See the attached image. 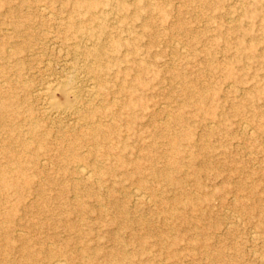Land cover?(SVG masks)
Returning <instances> with one entry per match:
<instances>
[{
	"label": "rangeland",
	"instance_id": "rangeland-1",
	"mask_svg": "<svg viewBox=\"0 0 264 264\" xmlns=\"http://www.w3.org/2000/svg\"><path fill=\"white\" fill-rule=\"evenodd\" d=\"M87 1L0 0V71L13 78L24 65L34 86L46 73L66 74L73 53L48 36L64 28L73 2ZM93 1L94 15L108 22L92 41L105 45V32L136 41L129 50L106 44L100 63L110 84L106 108L122 120H96L114 122L123 139L96 144L67 128V118L56 124L68 134L48 128L53 158L27 163L33 183L21 188L8 220L3 213L17 196L0 197V264H264V0ZM119 18L124 27L113 28ZM45 62L49 70L38 72ZM121 80L126 91L118 93ZM124 100L146 109L137 106L126 122ZM19 102L22 111H41L34 99ZM10 123L0 122V148L17 145L5 138ZM186 131L191 140L176 154L170 139ZM73 155L101 172L85 180L65 159ZM169 160L180 162L170 170L179 184L165 180ZM13 161L0 155L2 167Z\"/></svg>",
	"mask_w": 264,
	"mask_h": 264
},
{
	"label": "bare ground",
	"instance_id": "bare-ground-1",
	"mask_svg": "<svg viewBox=\"0 0 264 264\" xmlns=\"http://www.w3.org/2000/svg\"><path fill=\"white\" fill-rule=\"evenodd\" d=\"M147 1H144L145 7L149 6ZM121 5L122 7H124V4ZM138 5L139 4H136L135 9H138ZM95 8L96 3L93 0L87 1L85 5H82L79 2H73V4L71 5V15L65 18L64 23H60L64 24V28H62V30H57L59 31L58 33L52 35L50 34L48 36V40L54 48H57L58 46L59 48L61 47V49H63L62 47L63 45H65L68 49H70L71 53H73V60L70 62V70H67L68 72H66V74L63 72L64 75L55 76L52 73H46V76L41 79L40 83L34 86L29 83L28 80H26L27 76L24 73V69H26V67L24 65H22L23 67L21 66V68L15 65L16 67L10 71L13 75H15L13 78L8 74H5V71H0V122H6L7 120L13 122L10 123L5 138L15 140L18 139L17 145L15 147L3 145L0 148V155L2 157L6 156L9 160L12 158H15L17 160L13 161L14 163L12 166H0V197H2V195H5L6 198H9L12 195L17 196V198L15 199V203L11 205L5 211V213H3L4 216L2 219H10L12 214L14 213L16 205L22 202L23 196L21 193V188L29 187V185L32 186V176L34 177V175H30L28 173L27 163H39L43 160L44 162H46L49 159L53 158V155L50 153V145H48L50 144L49 129H62L56 124L57 119H70L71 126H67V128H80V132L78 131L79 134L83 138L90 137L91 141L95 142L96 144L101 143V141L106 142L109 139L107 135L112 136V138H114V141H116V139H123L122 135L116 131L117 129H115L117 127L113 125L114 120L112 121V124L108 126L105 125V127L102 124V120H100L102 122H98L99 119L96 120L97 116H99L100 118H105L107 119V121L108 118H111L112 120L118 119V117L120 116H115V112L113 113V111L111 112L106 108L111 103L108 99V96L110 94L108 92L110 84L109 80L105 78V74H103L104 72H107V70L103 67H101L100 69V63L103 61V59H105L106 56L109 55V52L107 51V49H105V47L107 46L106 44H112V47L114 49H119L122 47L129 50L132 46L133 48L136 47V41L131 40L129 41V43H126L122 40V38L114 37L108 32H105V45H101V42L98 39L92 41V37L94 36L96 27L98 28L101 25L105 26V24H107L108 22L106 15H94ZM79 14H82V16H79ZM50 20L55 21L54 17L52 19L50 18ZM120 20L121 18H119L118 24H115L113 28L121 29V27H124L125 24L121 23ZM56 23L59 24V22H57V19ZM21 26V22H19L18 20L13 21V27L14 29H16L15 31H18ZM88 41H90V45L87 43ZM130 45L132 46L130 47ZM15 48H17L14 51L15 54H25L24 52H22L21 47ZM40 48L42 49V45L41 47H39V49ZM61 49H59L60 53H62ZM3 52L4 48L2 46L0 50V59L3 57ZM42 68L48 71L49 63L45 62L44 65L41 66V68L39 67L38 72H41ZM80 73H83L81 78H79ZM134 81L138 82L139 79L135 77ZM119 85L120 86L117 87L118 93L125 92L126 85L125 83H123V80H121V83H119ZM17 90H19V93ZM58 95H60L61 99L58 98ZM33 99L39 103L41 111L37 114H35L31 108V112H27L26 110H29L27 108L25 109V111H22L19 101L21 100L22 104H29ZM93 102L98 103L93 104ZM129 104L130 103L127 101L121 104L122 108H127L129 111L127 115L128 117H126L128 120L126 119V122H131L132 119L136 118V116H134L133 114L137 106H141V109H146L142 104L139 105L138 103H136V106H132L131 104ZM120 117L119 120H122V118ZM111 120L109 121V123L111 122ZM104 122L106 123V121ZM112 125L114 126V128ZM82 126H84L85 128L82 129ZM131 129L132 128L129 124L128 126L126 125V133H129ZM62 130L66 131L65 134L69 133V130L67 129ZM78 132L75 134L76 136ZM79 136H77L76 138L79 139ZM105 136H107V140H104ZM190 138L191 137L189 135V132L187 131L185 133L175 134L169 142L171 148L170 150L176 152V154L180 153L177 152L179 151L180 141L182 139L191 140ZM69 149L67 152L71 153L69 152ZM62 151H64V149ZM73 152L74 151H72V153ZM75 156L65 159H71L69 161L75 164L74 166L77 174H79L80 176L82 175L85 180H90L91 171L94 170L96 172H101V169H99L98 167H94L93 170L87 167L79 158H76ZM67 157H69V155ZM136 168L138 172V170H140L138 164L136 165ZM8 169H14V172L18 177H15V179H11L6 176L5 172ZM171 169H180V162L178 160H169L163 170L165 180L168 183L174 185H176L177 183L179 184L180 182H178L177 178L173 177V175L171 174ZM152 175H158V171L153 170ZM134 195H136V198H141L140 192H136V194ZM2 219H0V221H2ZM55 260L56 261H54L53 264H64L63 261L57 259ZM2 261L1 264H7L6 262L3 263Z\"/></svg>",
	"mask_w": 264,
	"mask_h": 264
}]
</instances>
